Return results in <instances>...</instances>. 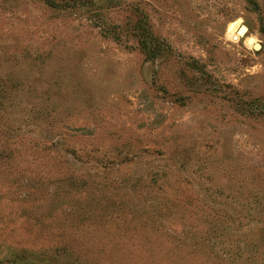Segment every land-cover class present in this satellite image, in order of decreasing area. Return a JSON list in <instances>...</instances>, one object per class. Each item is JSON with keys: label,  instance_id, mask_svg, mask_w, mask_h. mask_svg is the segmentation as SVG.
Masks as SVG:
<instances>
[{"label": "rangeland", "instance_id": "obj_1", "mask_svg": "<svg viewBox=\"0 0 264 264\" xmlns=\"http://www.w3.org/2000/svg\"><path fill=\"white\" fill-rule=\"evenodd\" d=\"M0 264H264V0H0Z\"/></svg>", "mask_w": 264, "mask_h": 264}, {"label": "bare ground", "instance_id": "obj_2", "mask_svg": "<svg viewBox=\"0 0 264 264\" xmlns=\"http://www.w3.org/2000/svg\"><path fill=\"white\" fill-rule=\"evenodd\" d=\"M245 31V28L241 29V25L237 22L235 24L232 25L231 27V30H230V33L234 36L236 34H238L239 36L243 35ZM237 35V36H238ZM253 39L252 40H249L250 43H252Z\"/></svg>", "mask_w": 264, "mask_h": 264}]
</instances>
